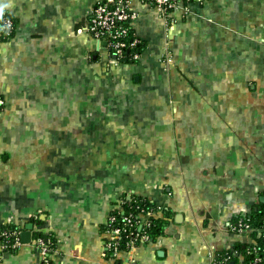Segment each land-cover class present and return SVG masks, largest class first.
<instances>
[{"label":"crops","instance_id":"1","mask_svg":"<svg viewBox=\"0 0 264 264\" xmlns=\"http://www.w3.org/2000/svg\"><path fill=\"white\" fill-rule=\"evenodd\" d=\"M96 1L0 0L15 20L0 42V229L55 236L47 264H211L248 243L226 224L264 196V0L168 16L131 0L134 63L86 31ZM125 194L172 217L112 258L103 227ZM0 264L46 263L29 242L0 243Z\"/></svg>","mask_w":264,"mask_h":264},{"label":"built area","instance_id":"2","mask_svg":"<svg viewBox=\"0 0 264 264\" xmlns=\"http://www.w3.org/2000/svg\"><path fill=\"white\" fill-rule=\"evenodd\" d=\"M131 0H97L86 26V31L97 41L99 48H103L114 59L123 58L125 51L133 48L137 42L136 38H128L129 28L137 13L132 9ZM143 4L152 5L157 8L163 16L181 6L184 1L189 0H140ZM15 29L14 19L5 14H0V30L10 34ZM105 44L102 45L101 42ZM2 42V41H0ZM101 44V46H100ZM139 54L131 55L132 59H138ZM3 99L0 98V114L3 110ZM264 194V190L262 191ZM122 199L111 210L118 209L122 216V224H113L117 218L109 213L106 220L105 246L106 252H110L112 258L122 251L120 244L122 238L125 239V246L130 249L132 246L148 242V234L145 226L148 225V216L153 215L152 210L139 213L127 212L122 209ZM260 226H252L247 215L242 216L236 221H228L226 228L232 232L245 235L249 240L243 246V252L234 248L224 250L223 257L219 260L214 256L211 264H226L234 262L237 258V264H264V212L261 215ZM19 229H0V243L2 247L15 249L21 244ZM5 241V242H4ZM30 242L33 244L37 254L43 263H49L53 254L59 250V242L55 236L48 234L46 237H36Z\"/></svg>","mask_w":264,"mask_h":264},{"label":"trees","instance_id":"3","mask_svg":"<svg viewBox=\"0 0 264 264\" xmlns=\"http://www.w3.org/2000/svg\"><path fill=\"white\" fill-rule=\"evenodd\" d=\"M3 12L5 14L11 16L4 9H3ZM14 23H15V20H14ZM128 30H129L128 38L129 39L130 38L131 39L136 38L137 42L133 48H130L129 50L125 51L123 58H119L118 60L121 62H124V63H134L138 59H132L131 55L134 53H137L140 55L144 49V42L140 38H137L135 36L132 27H130ZM13 34H14V30H12V32L10 34H6L4 31L0 30V41L3 42V41L8 40L9 38H11L13 36ZM121 199L123 201V203H122V209L124 210L123 214H125L127 212L139 213L140 211H143V212H146L148 210L153 211L154 214L151 216H148V218H147L148 225L145 226V228H143V229H145L146 233L148 234L149 240H151V239L153 240L157 236L161 235L163 233L164 227L168 224L169 220L172 217V212L170 209L160 208L156 204L151 202L149 199H146L144 197L136 196L134 194H130L128 197L127 194H125ZM263 212H264V202L260 201L247 215L249 217V220H250V223L252 226H255V227L260 226V222H261L260 219H261V215ZM109 213L115 215L117 218V220L113 224H122V222L120 220L122 213H120V211L118 209L111 210ZM238 219H240V218H237L236 220H238ZM40 220H41L40 218L36 217V219H34L33 221H36L35 223L38 224L41 222ZM236 220H234V221H236ZM5 228L17 229L16 227L10 226V225H8ZM103 228L104 229L106 228V224L104 225ZM38 236L39 237L40 236L46 237L47 235H43L42 233H40V231H36L35 234H33V239H35ZM125 239L126 238L123 237L121 244H120V248L122 250H128V247L125 246V244H124ZM237 248L241 252H243V250H244L241 245H237ZM6 249H11V248H6ZM12 250H14V249H12ZM107 253L109 254L110 252H107ZM223 255H224V251L219 252V253H217L216 258L220 260L223 257ZM233 261H234L233 264H237V261L235 259ZM229 263H230V261L227 262L226 264H229Z\"/></svg>","mask_w":264,"mask_h":264},{"label":"water","instance_id":"4","mask_svg":"<svg viewBox=\"0 0 264 264\" xmlns=\"http://www.w3.org/2000/svg\"><path fill=\"white\" fill-rule=\"evenodd\" d=\"M102 45L105 44L104 41L101 42ZM261 201L264 202V196L261 198ZM31 228H32V223H27L24 226V230L20 232V240L21 243H29L31 240ZM229 264H233V262L231 261Z\"/></svg>","mask_w":264,"mask_h":264},{"label":"clouds","instance_id":"5","mask_svg":"<svg viewBox=\"0 0 264 264\" xmlns=\"http://www.w3.org/2000/svg\"><path fill=\"white\" fill-rule=\"evenodd\" d=\"M4 7H6V5H2V4H0V14L3 13V9H4Z\"/></svg>","mask_w":264,"mask_h":264},{"label":"rangeland","instance_id":"6","mask_svg":"<svg viewBox=\"0 0 264 264\" xmlns=\"http://www.w3.org/2000/svg\"><path fill=\"white\" fill-rule=\"evenodd\" d=\"M247 239H248V238H247ZM234 259H235L236 261H238L237 258H234Z\"/></svg>","mask_w":264,"mask_h":264}]
</instances>
